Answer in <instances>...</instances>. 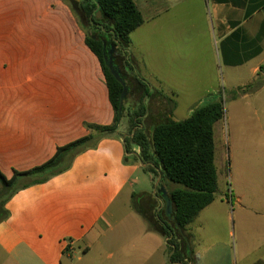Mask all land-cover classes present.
I'll return each mask as SVG.
<instances>
[{
	"label": "crops",
	"instance_id": "obj_1",
	"mask_svg": "<svg viewBox=\"0 0 264 264\" xmlns=\"http://www.w3.org/2000/svg\"><path fill=\"white\" fill-rule=\"evenodd\" d=\"M133 2L143 23L130 34L129 47L143 68L141 39H154L156 25L146 35L141 29L177 18L204 23L209 18L221 44L224 66H248L253 82L264 81V0ZM2 5L0 0V171L10 178L13 172L39 166L59 147L86 136L84 124L112 123L113 110L106 85L97 98L89 72L76 92L71 68H62L60 77L57 65L47 62V53L39 48L28 53L22 36L5 21L10 12ZM23 23L21 19L16 22ZM129 58L138 62L132 53ZM33 59L32 64L25 62ZM169 96L176 108L178 95L172 91ZM198 102L188 108V116ZM260 116L264 118V113ZM260 131L263 142L256 143L233 130L226 159L216 161L214 149L216 197L178 237L186 264H217L216 250L213 255L207 246H217L218 241L203 242L217 233L221 216L229 208L234 237L238 232L241 263L264 264V122H260ZM124 142L119 136L103 138L95 147L74 155L63 173L18 190L6 203L9 217L0 223V264H180L171 263L164 236L148 230L134 206L113 207L125 191L132 199L137 172L130 157L138 148L131 146L126 153ZM225 177L228 185L221 191L218 182L223 178L224 183ZM159 209L167 216L165 203L159 201ZM244 247L251 248L250 255Z\"/></svg>",
	"mask_w": 264,
	"mask_h": 264
},
{
	"label": "rangeland",
	"instance_id": "obj_2",
	"mask_svg": "<svg viewBox=\"0 0 264 264\" xmlns=\"http://www.w3.org/2000/svg\"><path fill=\"white\" fill-rule=\"evenodd\" d=\"M1 1L2 6L10 12L5 17V21L11 23L12 31L16 35L22 36V46L28 53L31 50L35 51V48L47 53V62L57 65L60 77L62 68H71L75 73L76 92L79 89L78 86H81L83 81L88 78L86 74L89 72L92 89L99 98L100 91L102 93L105 86L104 78L96 57L84 45V37L91 35L92 30L81 13L79 0ZM20 19L24 20L22 26L16 24ZM205 22L202 20L188 22L177 18L172 22H157L149 27L146 26L139 32L146 35L147 30L151 31L156 25V36L154 39L147 36H143L141 39L144 68L139 63L136 51H132L130 47L128 56L132 53L135 60L138 61L136 64L132 62L134 70L141 77H146L144 79L149 84L150 90L151 88L162 90L164 92L162 94L168 98L172 91L178 95L173 113L174 119L187 118L188 108L195 101H199L197 106L204 105L210 98L222 101L224 117L214 127V149L217 161L219 158L226 159L231 133L235 129L243 132L251 142H263L260 122H264V118H261L260 114L264 113V81L253 82V76L248 66H240L235 69L226 68L221 44L216 33L212 30V22L209 18ZM40 38L43 41L42 44ZM115 61L118 64L117 71L124 79L122 81L126 87L122 106L124 112L121 114L117 136L126 138L129 142L131 124L128 120L134 112L139 111L144 101L142 100L141 87L136 82L134 73L125 69L123 58L118 56ZM25 62L32 64L35 59ZM249 84H252V87L244 93L243 89L245 90V86ZM145 105L147 116L141 122L145 126V131L150 132L151 126L153 127L161 120H166L163 118V114L165 116L168 105L159 94H153L146 99ZM129 146L131 147L132 144L129 143ZM130 158L137 166L131 191L138 195L131 199L129 193L125 191L113 207L134 206L151 218L156 209L152 210L150 206H156L160 201L158 199L155 203V198H151L154 197L153 188L157 180H155V175L145 172L142 169L144 166L138 161ZM227 164L226 160L225 172H227ZM225 184L228 185L226 177L224 183L223 178H220L218 189L222 191ZM141 192H147L151 197L148 195L138 197ZM230 209L225 213V216H221L217 233L211 239L207 236L203 242L204 245H207L218 241L217 246L215 244L207 246L213 255L216 250L217 264H242L241 258H239L241 248L239 247L238 232L236 231L234 237L233 216ZM257 241L260 242V239ZM250 249V247H244L243 251L250 255V252H247ZM206 262V264H210V261Z\"/></svg>",
	"mask_w": 264,
	"mask_h": 264
},
{
	"label": "trees",
	"instance_id": "obj_3",
	"mask_svg": "<svg viewBox=\"0 0 264 264\" xmlns=\"http://www.w3.org/2000/svg\"><path fill=\"white\" fill-rule=\"evenodd\" d=\"M79 8L89 22L97 21V13L101 15L105 22L103 29L117 42L116 51L123 58L125 69L134 73V78L141 87L142 100L148 99L153 94H159L168 105L165 116L163 114L166 120L159 121L150 132H146L141 120L146 115L147 108L142 102L139 111L134 112L128 120L131 131L129 142L124 138L126 142H124V151L129 153V143L137 147L138 153L132 158L144 166L142 169L145 172L155 175V180H158L153 188L154 197L147 193L138 197L148 195L155 198V203L158 199L161 203H165L166 199L171 203V214L167 216L162 209L157 210V204L150 206L152 210L156 209L151 218L136 207H134L135 212L146 223L148 230L157 231L164 236L171 263L186 264L179 249L178 237L216 197L213 127L224 117L222 101L210 98L204 105L194 107L187 118L175 120L172 116L175 103L165 97L161 91L152 88L150 90L149 84L135 72L128 56L129 36L143 23L133 0H79ZM92 36L95 38L93 39ZM92 36L85 37V44L98 59L104 75L108 100L113 110V121L108 125L84 124V128L88 131L86 136L59 147L52 158L30 170L15 171L10 178L0 171V223L9 217L5 206L18 190L63 173L69 168L74 155L84 149L95 147L103 138L117 136L121 114L124 112L122 108L118 113L123 86L111 74L104 60L102 40L98 39L95 33ZM121 79L124 80L122 77ZM251 87L252 84L245 86L244 93ZM124 163H126L125 159ZM28 178L33 180L25 183L24 180ZM170 183L174 186L168 189ZM160 186L167 192L166 197L157 192ZM136 195L138 194L133 193L132 197ZM168 216H171V219L167 220Z\"/></svg>",
	"mask_w": 264,
	"mask_h": 264
},
{
	"label": "flooded vegetation",
	"instance_id": "obj_4",
	"mask_svg": "<svg viewBox=\"0 0 264 264\" xmlns=\"http://www.w3.org/2000/svg\"><path fill=\"white\" fill-rule=\"evenodd\" d=\"M81 13H82V11H81ZM82 15H83V13H82ZM83 17H84V15H83ZM96 18H97V21L94 23L89 22L85 19L86 22L89 24L90 29L92 30V34L91 35L89 34L87 36H92L93 33H95L97 35L98 39H101L102 43H105V45L103 44V48H104L103 57L104 56L105 57H111L114 67L116 69H118V64L115 61L116 57H118V56L120 57V55L116 51L118 48V44L114 39H112L109 36V34L106 31H104L103 25L105 22L102 19L101 15L99 17H97V14H96ZM92 37H93V39L95 38L94 36H92Z\"/></svg>",
	"mask_w": 264,
	"mask_h": 264
},
{
	"label": "water",
	"instance_id": "obj_5",
	"mask_svg": "<svg viewBox=\"0 0 264 264\" xmlns=\"http://www.w3.org/2000/svg\"><path fill=\"white\" fill-rule=\"evenodd\" d=\"M100 16V14L99 13H97V17H99ZM104 45H105V43H103ZM104 60H105V62L107 63V66H108V68H109V70H110V72H111V74L116 78V80L119 82V83H121V85L123 86V90H122V93H121V95H120V99H119V106H118V113H120L121 112V110H122V106H123V101H124V97H125V94H126V88L124 87V82L122 81V79H121V77H120V75H119V72L117 71V69L114 67V65H113V61H112V59H111V57H105L104 56ZM158 181V180H157ZM156 184H157V182H156ZM155 184V185H156ZM158 193H160L163 197H166V195H167V192L165 191V189L163 188V187H159L158 188V191H157ZM165 213L167 214V215H169V214H171V203H170V201L169 200H165Z\"/></svg>",
	"mask_w": 264,
	"mask_h": 264
}]
</instances>
